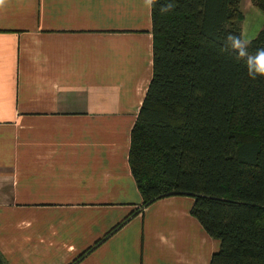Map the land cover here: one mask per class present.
Listing matches in <instances>:
<instances>
[{
    "label": "crops",
    "instance_id": "crops-1",
    "mask_svg": "<svg viewBox=\"0 0 264 264\" xmlns=\"http://www.w3.org/2000/svg\"><path fill=\"white\" fill-rule=\"evenodd\" d=\"M151 76L143 0H0V264H69L139 207L130 132ZM192 204L155 201L80 264H209Z\"/></svg>",
    "mask_w": 264,
    "mask_h": 264
},
{
    "label": "trees",
    "instance_id": "trees-1",
    "mask_svg": "<svg viewBox=\"0 0 264 264\" xmlns=\"http://www.w3.org/2000/svg\"><path fill=\"white\" fill-rule=\"evenodd\" d=\"M242 0H175L150 9L152 76L130 132L141 204L69 264H80L155 201L193 199L189 214L219 242L209 264H264V77L224 50L241 34ZM264 14V0H250ZM264 48V24L249 52Z\"/></svg>",
    "mask_w": 264,
    "mask_h": 264
},
{
    "label": "clouds",
    "instance_id": "clouds-1",
    "mask_svg": "<svg viewBox=\"0 0 264 264\" xmlns=\"http://www.w3.org/2000/svg\"><path fill=\"white\" fill-rule=\"evenodd\" d=\"M144 6L151 9L155 0H143ZM175 0H165L159 7V13L167 15L174 11ZM249 41L242 34L236 35L227 32L224 36V50L235 54L237 60H244L247 69V75L250 79L264 77V48H258L254 53L249 52Z\"/></svg>",
    "mask_w": 264,
    "mask_h": 264
},
{
    "label": "rangeland",
    "instance_id": "rangeland-1",
    "mask_svg": "<svg viewBox=\"0 0 264 264\" xmlns=\"http://www.w3.org/2000/svg\"><path fill=\"white\" fill-rule=\"evenodd\" d=\"M240 11L243 15L241 23V34L248 41L256 37L264 24V14L259 11L250 0H242Z\"/></svg>",
    "mask_w": 264,
    "mask_h": 264
}]
</instances>
